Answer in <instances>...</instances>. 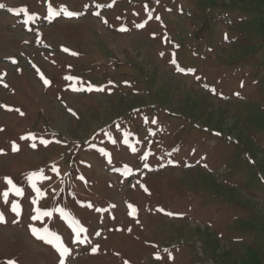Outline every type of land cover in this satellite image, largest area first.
<instances>
[{
	"label": "rangeland",
	"instance_id": "obj_1",
	"mask_svg": "<svg viewBox=\"0 0 264 264\" xmlns=\"http://www.w3.org/2000/svg\"><path fill=\"white\" fill-rule=\"evenodd\" d=\"M0 264H264V0H0Z\"/></svg>",
	"mask_w": 264,
	"mask_h": 264
}]
</instances>
